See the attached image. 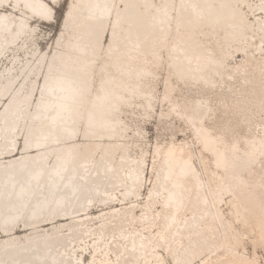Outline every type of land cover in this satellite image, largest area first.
Wrapping results in <instances>:
<instances>
[{
    "label": "snow or ice",
    "instance_id": "1",
    "mask_svg": "<svg viewBox=\"0 0 264 264\" xmlns=\"http://www.w3.org/2000/svg\"><path fill=\"white\" fill-rule=\"evenodd\" d=\"M21 50L0 264H264V0H0Z\"/></svg>",
    "mask_w": 264,
    "mask_h": 264
},
{
    "label": "bare ground",
    "instance_id": "2",
    "mask_svg": "<svg viewBox=\"0 0 264 264\" xmlns=\"http://www.w3.org/2000/svg\"><path fill=\"white\" fill-rule=\"evenodd\" d=\"M23 53L25 58L24 60L19 59V54ZM27 54L24 53L22 50L20 52L13 53L7 57L0 56V62L1 61H8V66H5L2 70L0 67V91H3L6 87H9V89L12 86L16 87V91L19 92V86L24 85L26 81H31L32 79V68L29 67V63L26 59ZM39 70H37L38 73ZM26 87H31V83H28ZM13 96L16 95V92L12 93ZM22 99V98H21ZM0 111H3L2 108H0ZM0 211H2V208H0ZM90 215L95 216L97 213L96 211L90 210ZM67 223L63 219V217L57 218L56 224L62 225ZM42 227H48L51 228L52 225L48 223H44L41 225ZM17 230L13 233V235L17 238L22 237L25 235V232L20 231L19 233ZM30 231V230H29ZM11 237H5L3 233L0 234V259H10V258H16V259H23L27 255V253H24L21 251L16 245H10L7 249V255L5 254V240H10ZM21 244L27 245V241H20Z\"/></svg>",
    "mask_w": 264,
    "mask_h": 264
},
{
    "label": "rangeland",
    "instance_id": "3",
    "mask_svg": "<svg viewBox=\"0 0 264 264\" xmlns=\"http://www.w3.org/2000/svg\"><path fill=\"white\" fill-rule=\"evenodd\" d=\"M19 55V59L20 60H24L25 56L23 53H18ZM5 66H8V61H1L0 62V67H1V70L5 67ZM93 211H95V209H93ZM19 233H21L20 231H18ZM1 234V233H0Z\"/></svg>",
    "mask_w": 264,
    "mask_h": 264
}]
</instances>
